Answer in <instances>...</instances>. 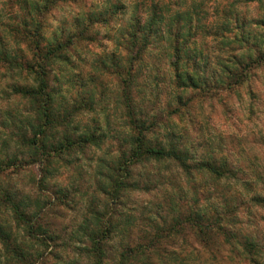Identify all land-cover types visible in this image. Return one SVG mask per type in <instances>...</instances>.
Here are the masks:
<instances>
[{"label": "clouds", "instance_id": "obj_1", "mask_svg": "<svg viewBox=\"0 0 264 264\" xmlns=\"http://www.w3.org/2000/svg\"><path fill=\"white\" fill-rule=\"evenodd\" d=\"M0 264H264V0H0Z\"/></svg>", "mask_w": 264, "mask_h": 264}]
</instances>
